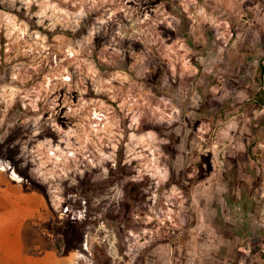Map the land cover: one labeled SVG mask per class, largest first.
Returning a JSON list of instances; mask_svg holds the SVG:
<instances>
[{
    "label": "rangeland",
    "instance_id": "obj_1",
    "mask_svg": "<svg viewBox=\"0 0 264 264\" xmlns=\"http://www.w3.org/2000/svg\"><path fill=\"white\" fill-rule=\"evenodd\" d=\"M260 50L264 0H0V264H264Z\"/></svg>",
    "mask_w": 264,
    "mask_h": 264
},
{
    "label": "crops",
    "instance_id": "obj_2",
    "mask_svg": "<svg viewBox=\"0 0 264 264\" xmlns=\"http://www.w3.org/2000/svg\"><path fill=\"white\" fill-rule=\"evenodd\" d=\"M249 54H247V58L249 60V63L251 62V66L250 67V72H249V76L247 78V85L250 86L253 89V92L256 96L257 101L261 102L262 99L264 98V73L263 74H258L257 76V81H256V69L257 67H254V65H256L257 63L261 64V66L264 67V51L260 50L259 53L252 55L251 51L248 52ZM260 75L262 76V79H260ZM261 80V81H260ZM262 112V111H261ZM261 112L260 113H254L253 114V119H258L261 117ZM18 256V255H15ZM16 259H18V257H16ZM32 259L30 262L32 264H63L60 263V260L58 258L57 254H47L45 256H43L42 258H40V261H37L36 259L30 258ZM29 263V264H31Z\"/></svg>",
    "mask_w": 264,
    "mask_h": 264
},
{
    "label": "flooded vegetation",
    "instance_id": "obj_3",
    "mask_svg": "<svg viewBox=\"0 0 264 264\" xmlns=\"http://www.w3.org/2000/svg\"><path fill=\"white\" fill-rule=\"evenodd\" d=\"M258 127V128H257ZM249 129H251V130H253V131H259V130H261L260 128H259V125H256V127L254 128L253 126H249L248 127ZM250 141V144L253 142V141H255L254 139H251V140H249ZM249 144V145H250Z\"/></svg>",
    "mask_w": 264,
    "mask_h": 264
},
{
    "label": "built area",
    "instance_id": "obj_4",
    "mask_svg": "<svg viewBox=\"0 0 264 264\" xmlns=\"http://www.w3.org/2000/svg\"><path fill=\"white\" fill-rule=\"evenodd\" d=\"M4 168H5V164H3V163L0 161V169H4ZM6 168H7V169H10V166L7 165ZM13 171H14V169H11V170H10V173H12ZM10 177H11V176H10Z\"/></svg>",
    "mask_w": 264,
    "mask_h": 264
},
{
    "label": "bare ground",
    "instance_id": "obj_5",
    "mask_svg": "<svg viewBox=\"0 0 264 264\" xmlns=\"http://www.w3.org/2000/svg\"><path fill=\"white\" fill-rule=\"evenodd\" d=\"M14 176L18 178V176H16V174L14 173Z\"/></svg>",
    "mask_w": 264,
    "mask_h": 264
},
{
    "label": "trees",
    "instance_id": "obj_6",
    "mask_svg": "<svg viewBox=\"0 0 264 264\" xmlns=\"http://www.w3.org/2000/svg\"><path fill=\"white\" fill-rule=\"evenodd\" d=\"M259 67H260V63H259ZM261 67H263V66H261ZM263 70H264V68H262Z\"/></svg>",
    "mask_w": 264,
    "mask_h": 264
}]
</instances>
